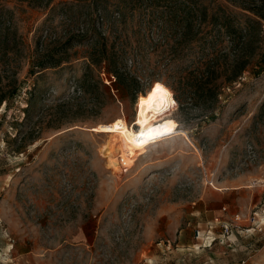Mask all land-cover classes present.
Masks as SVG:
<instances>
[{"label": "rangeland", "instance_id": "rangeland-1", "mask_svg": "<svg viewBox=\"0 0 264 264\" xmlns=\"http://www.w3.org/2000/svg\"><path fill=\"white\" fill-rule=\"evenodd\" d=\"M92 1L0 0V88L11 92L0 107V264H264V231L241 230L264 203V45L225 82L238 38L203 25L196 42L182 44L174 27L159 42L155 8L107 0L106 32L128 52L120 65L140 80L134 91L88 58L95 24H108L91 16ZM86 30L59 65L37 66ZM214 56L220 62H207ZM208 63L224 70L218 101L199 95L181 105L176 94ZM156 83L173 91L166 117L190 138L161 142L117 170L101 150L108 133L95 129L133 123L138 96ZM226 223L229 241H212Z\"/></svg>", "mask_w": 264, "mask_h": 264}, {"label": "trees", "instance_id": "trees-1", "mask_svg": "<svg viewBox=\"0 0 264 264\" xmlns=\"http://www.w3.org/2000/svg\"><path fill=\"white\" fill-rule=\"evenodd\" d=\"M31 4L33 1L29 0ZM44 1V0H40ZM50 3L52 0H45ZM120 2L130 1L133 3V9H140L143 4L155 8L160 17L163 18L159 24L157 41H168L170 34H166L169 27L175 29V32L180 35L181 43H192L200 39V33L203 25L218 26V32L228 35L233 41L239 39V49L237 53L227 62H233L231 65L232 74L224 79L225 82L233 83L236 79L247 69L249 63L253 58L261 53L260 50L264 45V0H224L225 3H217L214 6L206 4L204 0H118ZM107 0H93L92 6L95 11L91 16L101 17L103 20L109 18V10L106 8ZM178 2V3H177ZM172 3L176 4V12L172 11L170 15H165V10L170 8ZM101 10L100 16L96 10ZM123 15V13H122ZM243 15L245 20H241ZM97 18V17H96ZM104 30L99 31L97 24L94 26L95 38L90 42L88 50V58L94 65L105 69L109 75L117 78L116 84L128 85L131 89L135 88L140 80L137 76L127 72L122 68L120 62H123L128 53L126 48L119 46L117 37L112 32L107 33L110 23L105 27L102 22ZM114 23H111L112 27ZM163 30H162V29ZM86 32L75 33L62 44L47 49L43 54L39 55L38 64L42 69L57 66L62 62V55L70 48L77 44H82ZM149 36V35H148ZM64 49V50H62ZM58 57V58H57ZM60 57V58H59ZM44 62H55L47 65ZM207 62H220L217 57L209 58ZM264 68V52L261 56ZM225 68V69H228ZM217 65L207 64L206 71L203 76H197L193 81L187 80L184 92L181 95L176 94V99L180 104L194 102L199 98V95H205L203 99L205 104L214 105L220 96L221 87L224 81L221 77L224 70H219ZM129 78V79H128ZM129 80V82H127ZM167 84V83H166ZM108 86L107 84H105ZM170 86V85H169ZM174 88L172 85L170 86ZM177 91L176 88H174ZM135 91V90H134ZM137 92V90H136ZM11 92H7L0 88V107L6 102L10 103Z\"/></svg>", "mask_w": 264, "mask_h": 264}, {"label": "bare ground", "instance_id": "bare-ground-1", "mask_svg": "<svg viewBox=\"0 0 264 264\" xmlns=\"http://www.w3.org/2000/svg\"><path fill=\"white\" fill-rule=\"evenodd\" d=\"M157 85L161 87L156 88ZM173 102V91L164 84L156 83L138 96L133 123L129 124L126 119H116L97 125L96 131L108 133L101 149L108 163L121 170V158L130 166L133 160L152 146L180 135L190 138L186 130L173 126L166 117Z\"/></svg>", "mask_w": 264, "mask_h": 264}, {"label": "built area", "instance_id": "built-area-1", "mask_svg": "<svg viewBox=\"0 0 264 264\" xmlns=\"http://www.w3.org/2000/svg\"><path fill=\"white\" fill-rule=\"evenodd\" d=\"M123 165H126V161H124V158H121ZM240 220V216L238 215L236 218V221ZM250 225L246 228H242L241 230L247 231V233H256V232H263L264 231V203L260 207L258 211H255L252 216H250ZM237 227H241L240 224H236ZM233 225L226 223L224 224V230L219 238L215 237L212 241L219 239L222 243H227L226 241H229L231 238V234L233 232ZM212 233V231H210Z\"/></svg>", "mask_w": 264, "mask_h": 264}, {"label": "snow or ice", "instance_id": "snow-or-ice-1", "mask_svg": "<svg viewBox=\"0 0 264 264\" xmlns=\"http://www.w3.org/2000/svg\"><path fill=\"white\" fill-rule=\"evenodd\" d=\"M161 86L160 85H157L156 88H160Z\"/></svg>", "mask_w": 264, "mask_h": 264}]
</instances>
